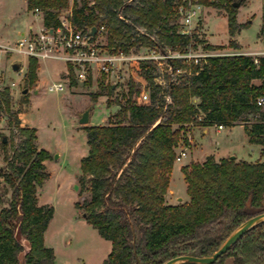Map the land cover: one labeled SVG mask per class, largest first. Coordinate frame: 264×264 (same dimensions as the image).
Returning <instances> with one entry per match:
<instances>
[{
	"label": "trees",
	"instance_id": "trees-1",
	"mask_svg": "<svg viewBox=\"0 0 264 264\" xmlns=\"http://www.w3.org/2000/svg\"><path fill=\"white\" fill-rule=\"evenodd\" d=\"M25 1L28 10L42 12L48 29L60 27V17L70 9L75 30L96 28L93 40L104 34L110 54L148 48L185 55L197 42V37L179 33L180 0H73L71 6L70 0ZM238 1H202L226 12L231 37L248 26L237 22L233 4ZM206 49L215 50L209 45ZM28 60L27 79L34 84L37 61ZM254 60L244 55L211 57L203 64L166 59L164 85L156 82L159 63L139 60L130 66L122 99L107 100L118 111L106 125L83 127L88 153L80 161L79 185L90 198L75 207L111 243L103 264H165L184 256L210 257L244 222L264 213V162L230 157L216 161L209 156L203 163L182 167L188 201L166 204L179 127L242 126L249 144L260 146L264 156V108L255 104L264 96V56L257 64ZM115 90L110 85L108 94ZM97 98V93L91 94L93 102ZM10 102L9 90H0V113L23 137L11 154L7 143L0 144L6 165L0 168L4 189L0 264H19L24 243L29 247L25 264H54L53 250L44 245L54 210L39 206L37 199V190L50 178L45 166L50 154L37 147L34 128L20 127ZM227 258L233 264H264V222L247 231L213 264H223Z\"/></svg>",
	"mask_w": 264,
	"mask_h": 264
},
{
	"label": "rangeland",
	"instance_id": "rangeland-1",
	"mask_svg": "<svg viewBox=\"0 0 264 264\" xmlns=\"http://www.w3.org/2000/svg\"><path fill=\"white\" fill-rule=\"evenodd\" d=\"M72 1L70 0V6ZM35 14H38V18L34 17ZM62 16L67 17L68 12L64 11ZM41 17L42 12L28 10L24 0H0V41L14 46L20 33L26 31L27 25H33L36 30L41 23ZM236 19L238 24L248 23V26L231 37L228 34L227 15L223 9L204 7L196 11L189 32L197 37V42L194 44L195 48L187 54L192 58L223 54L263 57L264 0H244L237 9ZM178 27L179 31L183 28L179 21ZM95 41L98 47L107 50L104 34L98 35ZM232 42L235 47L231 46ZM206 45L215 50L206 49ZM151 51L148 48L132 50L126 55L127 61L115 64L110 77L94 67L89 71L88 78L82 82H78V71L73 66L57 60L39 61L36 63L37 81L34 84H30L27 79V58L0 52V90H9L11 111L17 114L20 127L34 128L37 147L50 154V159L45 161L50 178L37 190V199L39 206H49L54 210L44 233V245L53 250L54 264H103L111 251L110 241L101 238L97 230L86 222L83 211L75 207V203H82L90 198L89 193L83 191L79 185L80 161L88 153L83 127L107 124V119L119 109L117 106H108V98L122 99L125 84L131 75L130 66L138 61L137 58L149 57ZM168 54L180 55L171 52ZM162 55L160 50L156 51V61L159 63L156 82L164 85L162 78L167 64ZM15 63L21 65V70L12 71V64ZM135 80L145 86L138 78ZM52 84H62L64 91L48 92L47 89ZM110 85L116 87L111 96L108 94ZM24 90L28 92L22 94ZM93 93L98 94L96 102L91 100ZM25 100L27 103L22 105ZM89 108L90 122L82 126L79 124L80 115ZM249 118L254 119L252 116ZM206 128L207 133L203 134ZM179 129L180 140L174 151L175 156L180 151H185L187 156L173 165L170 185L179 196L173 200L166 197L168 205L188 201L181 172V168L188 162L203 163L210 155H214V159L233 156L238 162H264L262 148L249 144L240 126L227 127L220 132H217L216 126L203 125H189ZM3 138L6 139L10 154L23 141L18 129L9 127L7 116L0 113V144ZM0 166L6 167L1 150ZM2 192L4 189L0 185V194ZM9 196L10 194L7 197Z\"/></svg>",
	"mask_w": 264,
	"mask_h": 264
},
{
	"label": "built area",
	"instance_id": "built-area-1",
	"mask_svg": "<svg viewBox=\"0 0 264 264\" xmlns=\"http://www.w3.org/2000/svg\"><path fill=\"white\" fill-rule=\"evenodd\" d=\"M181 5L176 8V14L179 22L183 27L180 34L192 36L189 28L196 11L206 7L202 1L204 0H180ZM36 13L39 10H34ZM68 16L60 17V27L57 29H48L43 25V17H41L40 25L34 29L30 27L28 31L21 35L14 46L1 47L0 52L9 54H17L27 59H34L37 62L46 60L62 61L65 64L73 66L78 71V82L85 81L89 76V71L97 67L99 71L106 77L114 72V66L117 62L127 61L128 58L123 54H110L107 50H102L87 32L76 31L70 22V9L67 10ZM38 18V14H35ZM103 31L100 29L99 33ZM156 49H152L151 55L145 58H137L139 60H158L155 56ZM166 53L162 55V59H187L193 61L194 64H203L207 58L226 57L235 55H216L206 56L203 58H192L189 54L171 56ZM264 54V53H263ZM246 56V55H244ZM264 56V55H263ZM257 57L254 62L257 64ZM158 62V61H156ZM14 86V84H12ZM50 93H61L64 91L62 84H52L47 89ZM259 108H264V96L257 98L255 102ZM223 126H217V130H223ZM187 156L185 151H180L175 156V162H180L182 158Z\"/></svg>",
	"mask_w": 264,
	"mask_h": 264
},
{
	"label": "water",
	"instance_id": "water-1",
	"mask_svg": "<svg viewBox=\"0 0 264 264\" xmlns=\"http://www.w3.org/2000/svg\"><path fill=\"white\" fill-rule=\"evenodd\" d=\"M243 1L244 0H240L236 3H234L233 7L238 9L241 6ZM88 34L92 38H94L97 34V29L91 28L90 30H88ZM11 68H12V71L17 72L20 69V64L15 63L12 65ZM81 85H82V83H81ZM27 92H28V90H24L22 92V94H26ZM89 122H90V108L87 109L86 111H84L80 115L79 124L82 126H86ZM2 143H6L5 138L2 139ZM230 158L234 159L235 157L232 156ZM75 189L77 190V186H75ZM262 208L264 210V195H263V201H262ZM83 217H85V216L83 215ZM262 222H264V213L257 215L255 217L247 220L246 222H244L238 229H236L227 238V240L220 246V248L214 254H212L210 257L196 258V257L184 256V257H178V258L172 259V260L166 262L165 264H182V263H186V262L194 263V264H213L214 262H216L218 260L219 257L226 254L247 231H249L254 226H256ZM23 246H24V251L22 253H20V255L18 256L19 264H25V256H26L27 252L29 251V247H28L27 243H24Z\"/></svg>",
	"mask_w": 264,
	"mask_h": 264
},
{
	"label": "crops",
	"instance_id": "crops-1",
	"mask_svg": "<svg viewBox=\"0 0 264 264\" xmlns=\"http://www.w3.org/2000/svg\"><path fill=\"white\" fill-rule=\"evenodd\" d=\"M25 1V0H24ZM26 2V1H25ZM35 17V16H34ZM30 27H33V25H31V24H29V25H27V29H26V31L24 32H21L20 33V35H19V38L21 37V35L22 34H24V33H26L27 31H28V29L30 28ZM0 46L1 47H8L9 45H7L6 43H3V42H1L0 41ZM13 65V64H12ZM27 66H28V60H27ZM20 70H21V65H20ZM240 127H242V126H240ZM230 128H233V127H230ZM243 128V127H242ZM224 129H225V127H224ZM223 129V130H224ZM207 130H208V128H206L204 131H203V134H206L207 133ZM223 130H221V131H223ZM217 132H220V131H218L217 130ZM248 139V138H247ZM210 156H214V155H210ZM206 157V156H205ZM208 157V156H207ZM206 157V158H207ZM215 159L216 160H220V158H218V157H215ZM175 163V162H174ZM189 163V162H188ZM187 163V164H188ZM187 164H185V166L187 165ZM1 167V166H0ZM168 194L166 195V197H168L170 200L172 199H176V197L177 196H179V194H177L176 192H174V190L172 189V187H171V185L169 184V189H168V192H167ZM38 196V195H37ZM178 199H180V198H178ZM173 205V204H172ZM83 261V260H82ZM55 262V261H54ZM223 264H233V259L232 258H227L225 261H224V263Z\"/></svg>",
	"mask_w": 264,
	"mask_h": 264
}]
</instances>
